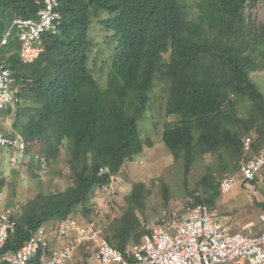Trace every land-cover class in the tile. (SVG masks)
I'll return each mask as SVG.
<instances>
[{"label":"trees","instance_id":"16d2710c","mask_svg":"<svg viewBox=\"0 0 264 264\" xmlns=\"http://www.w3.org/2000/svg\"><path fill=\"white\" fill-rule=\"evenodd\" d=\"M262 1L58 0L61 24L41 35L32 63L21 62L20 44L11 39L0 54L18 98L4 112L14 117L7 132L40 144L35 153L48 164L65 142L72 184L29 199L4 251L17 250L40 226L92 218L94 193L144 153L138 124L152 112L156 90L165 108L159 142L185 175L204 156L220 160L219 170L208 167L187 191L189 206L212 211L222 174L238 169L244 138L253 137V147L264 142V92L251 78L264 67V28L249 13ZM39 8L33 0H0V40L14 18L35 19ZM147 196L144 184H134L119 215L112 211V218L108 206L98 216L112 247L124 251L148 233L138 216Z\"/></svg>","mask_w":264,"mask_h":264},{"label":"built area","instance_id":"2783aa9c","mask_svg":"<svg viewBox=\"0 0 264 264\" xmlns=\"http://www.w3.org/2000/svg\"><path fill=\"white\" fill-rule=\"evenodd\" d=\"M34 2L40 7L36 18L14 19L0 42L1 49L16 28L23 64L33 62L38 56L41 50L36 44L41 35L55 33L61 24V15L55 9L56 0ZM11 75L0 60V124L2 112L18 102ZM2 148L10 151V165L23 162V141L19 136L6 135L0 126V150ZM107 172L101 169L100 175ZM237 185L249 192H256L257 185H264V142L253 147L250 137L243 140L238 169L221 177L219 192L226 193ZM103 190L108 191V188ZM4 196L0 190V264H69L76 249L86 244L94 248V261L90 264H264V210L259 217V228L248 224L239 231H232L221 224L205 204L185 207L183 215L162 217L149 228L139 244L124 251L112 247L104 238L98 220L103 210L99 208H95L92 218L86 222L67 219L59 222L54 230L40 226L29 232V238L17 250L4 251L7 241L17 230L16 216L21 210L19 202L3 206ZM55 233L64 241L59 249L51 238Z\"/></svg>","mask_w":264,"mask_h":264},{"label":"rangeland","instance_id":"374dc122","mask_svg":"<svg viewBox=\"0 0 264 264\" xmlns=\"http://www.w3.org/2000/svg\"><path fill=\"white\" fill-rule=\"evenodd\" d=\"M191 1L187 0L188 3ZM189 13L190 17L196 15V12L191 10H189ZM249 13L254 23L264 28V0ZM96 67H98V64H96ZM94 74L97 78L100 77L99 68H94ZM251 78L263 93L264 67L259 72L252 73ZM100 84L101 86L105 85L104 81H101ZM153 98L150 109L152 112L145 114L138 124L140 138L144 144V153L122 168L120 174L110 183L109 188L111 190L96 191L94 198L91 200L92 204H95L94 208L106 209L101 214L102 216L107 214V207L109 206L113 218L116 215H113L112 211H116L119 215L125 204V198L132 191L133 185L144 184L148 195L146 209L138 216L146 229L150 228L165 214L183 215L184 208L194 201L192 197L188 196L187 191L196 188L208 167L212 171L220 169L219 158L216 155H207L199 159L189 173L185 175L182 164L179 161H174L168 150L159 142L162 134L160 123L165 121L164 100H162L161 91L156 90ZM13 119V115L6 117L3 113L2 129L9 128ZM174 120L175 117H171L168 122ZM147 141L150 143V147H148ZM28 147L26 153L33 154L31 161H34L35 152L40 148V144L37 142L33 144L32 142ZM36 157L37 160L42 159L39 154ZM8 158L7 148H2L0 150V178H5V185L1 189L5 194L3 206L11 205L16 200H20L25 204L29 199L35 197L39 190H42L45 194L55 193L65 190L72 184L67 165L69 152L65 142L61 146L58 158L49 164L47 163V165L43 164V167L34 161L33 164L28 166L21 167L20 165L19 170H17L9 164ZM43 158L45 157L43 156ZM226 173L227 171L222 176ZM20 175L24 176L23 182L20 180ZM256 188V192H249L242 185H237L226 193H219L212 214L221 224L228 226L232 231H239L248 224L259 227V217L264 210V185H257ZM164 201L167 202L166 207ZM51 238L55 241L57 249L64 244V241L59 239L56 233ZM76 256H78L77 251L70 262L71 264H74ZM84 261L83 258L78 264ZM92 261L93 259H90L89 263ZM225 264L234 263L228 262Z\"/></svg>","mask_w":264,"mask_h":264},{"label":"clouds","instance_id":"9594fccd","mask_svg":"<svg viewBox=\"0 0 264 264\" xmlns=\"http://www.w3.org/2000/svg\"><path fill=\"white\" fill-rule=\"evenodd\" d=\"M34 1V0H33ZM35 3V2H34ZM56 3H57V5H56V7H58V0H56ZM56 9V8H55ZM57 11V10H56ZM61 15V14H60ZM14 19H23V18H14ZM13 19V20H14ZM13 20H12V22H13ZM12 22H11V24H10V26L8 27V29L7 30H9L10 28H11V25H12ZM6 30V31H7ZM6 33V32H5ZM4 36V35H3ZM3 38V37H2ZM2 38H1V40H2ZM11 39H17V41L19 42V39H18V30L16 29V28H14L13 29V31H12V35H11V37H10V39L8 40V42L11 40ZM1 40H0V42H1ZM8 44V43H7ZM6 44V45H7ZM19 44H20V48H21V43L19 42ZM6 45H4L3 47H5ZM38 47H39V42H38V44H36ZM3 47L0 49V54H1V50L3 49ZM40 48V47H39ZM40 50H41V48H40ZM20 52H21V50H20ZM41 52V51H40ZM39 52V53H40ZM38 57V56H37ZM36 57V58H37ZM35 58V59H36ZM21 59V58H20ZM0 60H1V55H0ZM22 62V61H21ZM3 63V62H2ZM32 63V62H31ZM4 64V63H3ZM28 64V63H27ZM11 72V71H10ZM14 104H16V103H13L12 105H14ZM12 105H10V106H12ZM10 106H8V108L10 107ZM8 108H6V109H8ZM6 109L2 112V115H3V113L6 111ZM1 122H2V120H1ZM0 126H1V124H0ZM2 128V127H1ZM3 130V129H2ZM3 132L6 134V135H8L9 136V134L8 133H6L7 131H5V130H3ZM15 136H19L20 137V139L23 141V143H24V145H25V149H24V151H23V153H21L22 154V156H23V162L22 161H20L19 162V164L18 165H16V166H12V167H14V168H17V170H19V168H20V165H21V167L22 166H28V165H31V156L33 155V154H28V153H26V150H27V147L29 146V144L28 143H26L24 140H23V138H22V136L20 135V134H18V133H16V132H14V135H12V136H10V137H15ZM247 138V137H246ZM252 140H253V138L252 137H250ZM245 139V138H244ZM253 143H254V140H253ZM38 152V151H37ZM20 154V153H19ZM36 154V153H35ZM37 155V154H36ZM36 155H34L35 156V162L37 163V164H39V165H41V167H43V164L44 165H47V163H46V160H45V158H43V156H41V155H39V157L40 158H42V159H39V160H37V157H36ZM38 156V155H37ZM33 161V162H34ZM10 164V163H9ZM109 173V171L107 172V173H105V174H108ZM21 174L23 175V173H22V171H21ZM22 175H20V180H22V182L24 181V176H22ZM102 175V174H101ZM111 176H113V179L111 178ZM115 175L114 174H111L110 175V178H109V184L108 185H104V186H101L100 188H99V190H98V192H100V191H104L103 190V188L104 187H106V188H108V191L109 190H111V188H109L110 187V183L112 182V181H114V179H115ZM1 190V189H0ZM191 204L193 203V202H190ZM197 205V204H196ZM206 205V204H205ZM189 207V206H188ZM209 208V207H208ZM210 209V208H209Z\"/></svg>","mask_w":264,"mask_h":264},{"label":"crops","instance_id":"0c3cea01","mask_svg":"<svg viewBox=\"0 0 264 264\" xmlns=\"http://www.w3.org/2000/svg\"><path fill=\"white\" fill-rule=\"evenodd\" d=\"M8 130H10V132L12 131V129H11V126H9V128H6L5 129V131H8ZM9 132V133H10ZM15 132V131H14ZM6 133H8V132H6ZM8 133V134H9ZM17 133V132H16ZM2 179H5V178H2ZM263 194H264V192H263ZM33 198V197H32ZM16 202H19L20 204H21V209H22V207L24 206V203H22L20 200H16V201H14L11 205H6V206H12V205H14ZM21 211V210H20ZM20 213V212H19ZM18 213V214H19ZM172 216V215H171ZM216 218V217H215ZM158 222V221H157ZM256 228H259V227H256ZM76 251L78 252V256H76V258H75V260H74V264H78L79 263V261L81 260V259H85V261L83 262V263H80V264H90L89 263V260L90 259H93V261H94V258H93V254H94V248L92 247V246H90V245H88V244H86V245H84V246H80V247H78L77 249H76ZM75 251V252H76ZM85 251H86V253H85ZM75 252H74V254H75ZM92 261V262H93ZM91 262V263H92ZM69 264H71V263H69Z\"/></svg>","mask_w":264,"mask_h":264}]
</instances>
